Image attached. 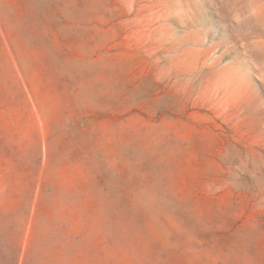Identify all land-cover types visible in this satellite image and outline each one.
I'll use <instances>...</instances> for the list:
<instances>
[{
    "label": "rangeland",
    "instance_id": "obj_1",
    "mask_svg": "<svg viewBox=\"0 0 264 264\" xmlns=\"http://www.w3.org/2000/svg\"><path fill=\"white\" fill-rule=\"evenodd\" d=\"M263 8L0 0V264H264Z\"/></svg>",
    "mask_w": 264,
    "mask_h": 264
},
{
    "label": "crops",
    "instance_id": "obj_2",
    "mask_svg": "<svg viewBox=\"0 0 264 264\" xmlns=\"http://www.w3.org/2000/svg\"><path fill=\"white\" fill-rule=\"evenodd\" d=\"M42 259H48L46 261H43L44 264H59V257L58 256H54V255H50L48 257H43ZM72 259H74V261H72L71 264H77L76 263V259H77V256H74Z\"/></svg>",
    "mask_w": 264,
    "mask_h": 264
},
{
    "label": "bare ground",
    "instance_id": "obj_3",
    "mask_svg": "<svg viewBox=\"0 0 264 264\" xmlns=\"http://www.w3.org/2000/svg\"><path fill=\"white\" fill-rule=\"evenodd\" d=\"M264 17V8L260 10V12L257 14L256 18L261 19ZM196 44H199V42H196ZM195 63V61H194Z\"/></svg>",
    "mask_w": 264,
    "mask_h": 264
}]
</instances>
